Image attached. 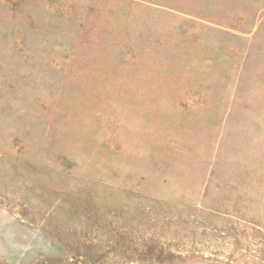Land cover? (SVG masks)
I'll use <instances>...</instances> for the list:
<instances>
[{
  "label": "rangeland",
  "instance_id": "1",
  "mask_svg": "<svg viewBox=\"0 0 264 264\" xmlns=\"http://www.w3.org/2000/svg\"><path fill=\"white\" fill-rule=\"evenodd\" d=\"M0 264H264V0H0Z\"/></svg>",
  "mask_w": 264,
  "mask_h": 264
}]
</instances>
